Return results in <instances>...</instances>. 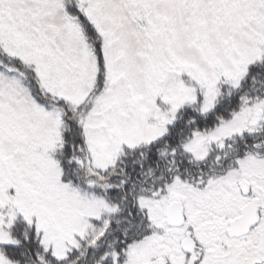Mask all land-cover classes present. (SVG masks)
<instances>
[{"label":"snow or ice","instance_id":"6c2138e0","mask_svg":"<svg viewBox=\"0 0 264 264\" xmlns=\"http://www.w3.org/2000/svg\"><path fill=\"white\" fill-rule=\"evenodd\" d=\"M0 264H264V0H0Z\"/></svg>","mask_w":264,"mask_h":264}]
</instances>
